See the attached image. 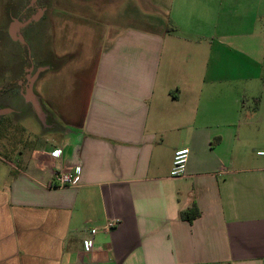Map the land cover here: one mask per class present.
Instances as JSON below:
<instances>
[{
	"label": "crops",
	"instance_id": "crops-1",
	"mask_svg": "<svg viewBox=\"0 0 264 264\" xmlns=\"http://www.w3.org/2000/svg\"><path fill=\"white\" fill-rule=\"evenodd\" d=\"M155 7L164 12L145 28H88L92 49L48 98L71 111L37 92L63 70L61 47L20 81L46 108L35 114L44 136L5 149L20 160L7 161L0 186V264H264V0ZM225 7L240 27L223 25ZM43 19L11 15L8 38ZM14 113L0 106V128L15 129ZM183 148L185 175L174 178ZM61 171L77 184L51 187Z\"/></svg>",
	"mask_w": 264,
	"mask_h": 264
},
{
	"label": "rangeland",
	"instance_id": "rangeland-1",
	"mask_svg": "<svg viewBox=\"0 0 264 264\" xmlns=\"http://www.w3.org/2000/svg\"><path fill=\"white\" fill-rule=\"evenodd\" d=\"M162 3L168 4L171 0H37L34 3L32 0H0V106L9 105L15 110L14 114H18L12 119L16 124L15 129L5 131L0 128V186L10 169L7 161L17 165L20 160L19 157L13 160L10 157L11 153L5 152L8 145L18 150L29 138L37 141V138L44 136L35 114H43L46 108L65 114L76 107V103L67 99L60 104L61 109H57L58 104L48 98L53 99L54 90L58 87L54 86L55 83L69 85L74 76L75 61L82 55L86 56L92 49L88 39L91 30L88 28L91 26V29L96 30V35L102 33L107 22L109 24L115 22L121 28H145L156 18L157 13H160L158 10L164 12V8L155 7V4ZM26 6L29 7L27 13L20 14L27 8ZM38 10L44 11V19L23 31L24 42L21 40L12 42L7 36L11 15L20 20H27ZM228 14L229 8L225 7L223 25L240 27L241 23L229 19ZM60 47L70 53L64 58L62 65L65 62L66 64L63 70L60 73L48 72L45 83L43 80L37 87V92L39 89L40 94L47 100L46 104L44 103L46 108L43 102H29L21 95V92L26 95V88L21 90L20 81L25 80L27 75L32 77L38 69L37 66L42 64V60L46 67L41 68L48 70L50 67L47 65L51 64L54 50L61 51ZM32 67H35L33 71ZM64 88L67 90L66 97H69V87ZM256 106L257 103L254 101L249 102L245 111L240 114H249L248 107Z\"/></svg>",
	"mask_w": 264,
	"mask_h": 264
},
{
	"label": "built area",
	"instance_id": "built-area-1",
	"mask_svg": "<svg viewBox=\"0 0 264 264\" xmlns=\"http://www.w3.org/2000/svg\"><path fill=\"white\" fill-rule=\"evenodd\" d=\"M62 154V150H54L52 152V157H58ZM190 155V149L183 148L180 150H177L174 155L173 160V166L171 170V176L174 178H179L185 175L186 171V165L188 163ZM257 155L260 157H264V150L258 151ZM80 172V168H76L74 174H78ZM74 174L72 172H58L54 176V180L51 184V187H66V186H73L77 184V179L75 178ZM118 221H112L109 222L106 226L107 230H112L118 226ZM97 230H92V235L94 236L96 234ZM87 245L89 248H92L94 245V240L91 238Z\"/></svg>",
	"mask_w": 264,
	"mask_h": 264
},
{
	"label": "water",
	"instance_id": "water-1",
	"mask_svg": "<svg viewBox=\"0 0 264 264\" xmlns=\"http://www.w3.org/2000/svg\"><path fill=\"white\" fill-rule=\"evenodd\" d=\"M36 1H37V0H32V3L36 2ZM12 36H13L14 40H21V41L24 42V39H23L22 37H20V36H16V27H14V28L12 29ZM31 93H32V92L29 90V91H28L29 96H30ZM29 98H31V96H30ZM27 99H28V97H27ZM31 101L36 102V103L38 102L35 98L31 99Z\"/></svg>",
	"mask_w": 264,
	"mask_h": 264
},
{
	"label": "trees",
	"instance_id": "trees-1",
	"mask_svg": "<svg viewBox=\"0 0 264 264\" xmlns=\"http://www.w3.org/2000/svg\"><path fill=\"white\" fill-rule=\"evenodd\" d=\"M195 209H196V208H195ZM198 215H199V211L197 210L196 216H198ZM182 217H183V218L191 219V217H192L191 212H184V213L182 214Z\"/></svg>",
	"mask_w": 264,
	"mask_h": 264
}]
</instances>
